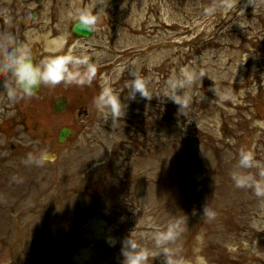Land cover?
I'll return each mask as SVG.
<instances>
[{"label": "rangeland", "instance_id": "1", "mask_svg": "<svg viewBox=\"0 0 264 264\" xmlns=\"http://www.w3.org/2000/svg\"><path fill=\"white\" fill-rule=\"evenodd\" d=\"M81 11L100 12L89 39L70 34ZM40 30L41 59L87 57L97 71L22 100L0 92V264H124L131 233L148 264H166L165 249L171 264H264V127L252 126L264 121V0H0V36L37 58ZM128 69L149 98L129 99ZM182 69L198 75L180 109L167 82ZM106 88L122 89L124 115L96 107ZM233 173L252 181L238 188Z\"/></svg>", "mask_w": 264, "mask_h": 264}, {"label": "clouds", "instance_id": "2", "mask_svg": "<svg viewBox=\"0 0 264 264\" xmlns=\"http://www.w3.org/2000/svg\"><path fill=\"white\" fill-rule=\"evenodd\" d=\"M215 9H206V12H212ZM100 12L93 14L88 11H81L78 16L75 28L76 31L92 32L93 27L97 23ZM4 40L11 42L13 37L7 34ZM80 66L84 67V71L79 70ZM97 69L95 64H90L87 57H77L71 54L46 56L43 59L37 60L32 51L26 47L7 49L4 53L3 60H0V72L8 73L13 78L12 83L4 82L3 87L7 91L9 100L18 98L34 97L40 90L41 86H55L62 82L67 84L75 82L78 84L91 83ZM129 74L134 77L131 81H127L124 88L130 89L129 99L135 100L136 94L139 93L144 98H149V82L139 74L136 69H128ZM197 73L193 70H181L178 77L168 80L167 85L170 89L168 97L180 106V109L186 107L190 101L187 92L183 91V95H178V90H184L191 86L197 77ZM203 77V74L200 73ZM120 92H115L111 88H106L96 99L95 104L98 109H110L114 117L118 118L121 114L124 115L125 105L120 99ZM253 127H264V121L256 120L253 122ZM49 157L44 154L39 160L33 161L29 155L26 163H37L42 165L47 162ZM253 164V156L250 152H241L239 165L242 168H249ZM236 187L248 186L252 181V177L244 176L238 173H233L232 176ZM259 189L261 185H256ZM180 230L179 223H170L167 230L155 235L156 243H167L176 239ZM123 256L125 257L124 264H148L150 252L148 249L141 247L135 239L130 238L123 241ZM166 255V264H171L167 259L168 250H164Z\"/></svg>", "mask_w": 264, "mask_h": 264}, {"label": "flooded vegetation", "instance_id": "3", "mask_svg": "<svg viewBox=\"0 0 264 264\" xmlns=\"http://www.w3.org/2000/svg\"><path fill=\"white\" fill-rule=\"evenodd\" d=\"M9 28H14V26L11 25V27H9ZM3 29H5V27ZM12 37H13V40L11 42H7L4 40V37L0 36V60H3L4 53L7 49L23 47L22 46V45H24L23 42H21L20 45H18L20 41H14L15 37L14 36H12ZM39 37H40V40L38 41V43H39V51H38L39 57L36 58L37 60L41 59V30H40ZM12 80H13V78L10 76V74L0 72V92L4 93L3 99L5 101H8V96H7L6 89L3 87L4 82H8L9 84H11ZM18 99H20V98H18ZM22 99L23 98H21V100ZM17 113H20V116L24 117L23 105H21L20 103L18 105Z\"/></svg>", "mask_w": 264, "mask_h": 264}, {"label": "water", "instance_id": "4", "mask_svg": "<svg viewBox=\"0 0 264 264\" xmlns=\"http://www.w3.org/2000/svg\"><path fill=\"white\" fill-rule=\"evenodd\" d=\"M76 23L72 26L71 32L73 34L74 37H82V38H89L91 36L90 31H85V32H80V31H76L75 28ZM66 107V101L61 99V100H55L53 102V110L56 113H60L62 111H64ZM70 134V129L68 128H63L58 136V141L59 143H63L66 141V138L69 136Z\"/></svg>", "mask_w": 264, "mask_h": 264}, {"label": "bare ground", "instance_id": "5", "mask_svg": "<svg viewBox=\"0 0 264 264\" xmlns=\"http://www.w3.org/2000/svg\"><path fill=\"white\" fill-rule=\"evenodd\" d=\"M58 1H61V0H58ZM66 4V3H65ZM47 45L50 47H60L62 48V43H61V39L58 38V39H54L52 40L51 42H47Z\"/></svg>", "mask_w": 264, "mask_h": 264}]
</instances>
